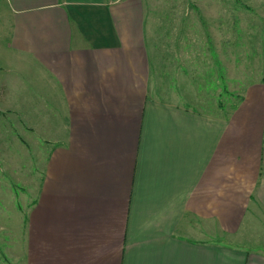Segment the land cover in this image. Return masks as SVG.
Returning <instances> with one entry per match:
<instances>
[{"label": "crops", "instance_id": "1", "mask_svg": "<svg viewBox=\"0 0 264 264\" xmlns=\"http://www.w3.org/2000/svg\"><path fill=\"white\" fill-rule=\"evenodd\" d=\"M239 3L0 0L22 264H264V79L220 101Z\"/></svg>", "mask_w": 264, "mask_h": 264}, {"label": "rangeland", "instance_id": "2", "mask_svg": "<svg viewBox=\"0 0 264 264\" xmlns=\"http://www.w3.org/2000/svg\"><path fill=\"white\" fill-rule=\"evenodd\" d=\"M240 0L239 14L237 15L239 48L237 68L232 66H223L222 74L223 93L222 103L229 107V102L238 99L233 97L225 99L231 91H236L241 95L245 87L255 80L264 79V7L253 3L251 8H244ZM229 7L227 1L224 2V9ZM244 10L251 14H243ZM214 16L215 14H211ZM229 21V20H228ZM225 38H226V34ZM215 37V36H214ZM234 38V36H233ZM234 54V51H233ZM225 57V56H224ZM192 77H190L191 82ZM239 95V96H240ZM196 104L199 109L212 111L218 106L216 99H207L204 101L185 99V103L190 101ZM6 125L0 121V145L3 156L9 160H0V264H22V225H23V206H24V183L22 156H14L22 153V149L6 147L8 139L2 130ZM31 155H37V147L30 149ZM14 153V154H13ZM37 166V163H35ZM28 194L26 200H28Z\"/></svg>", "mask_w": 264, "mask_h": 264}, {"label": "trees", "instance_id": "3", "mask_svg": "<svg viewBox=\"0 0 264 264\" xmlns=\"http://www.w3.org/2000/svg\"><path fill=\"white\" fill-rule=\"evenodd\" d=\"M240 96H241V95H240ZM240 96H239V97H240ZM241 99H242V97H240V100H241ZM234 102H235V101H233V103H234Z\"/></svg>", "mask_w": 264, "mask_h": 264}]
</instances>
